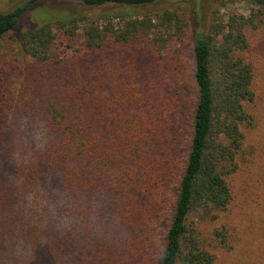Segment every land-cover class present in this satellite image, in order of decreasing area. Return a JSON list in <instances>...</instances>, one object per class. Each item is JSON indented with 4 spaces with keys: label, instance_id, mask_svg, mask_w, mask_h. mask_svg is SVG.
Listing matches in <instances>:
<instances>
[{
    "label": "trees",
    "instance_id": "trees-1",
    "mask_svg": "<svg viewBox=\"0 0 264 264\" xmlns=\"http://www.w3.org/2000/svg\"><path fill=\"white\" fill-rule=\"evenodd\" d=\"M80 1L92 8L116 6L121 13L97 20L83 13L54 17L19 36L20 54L39 67L35 76L44 75L54 87L43 97L52 138L38 165L25 169L20 189L29 192L39 172L58 175L78 223H87L86 200L107 195L126 236L125 263L118 264H217L196 217L229 208L230 181L250 152L247 132L256 95L251 38L264 31V0H251L256 8L249 15L235 9L217 14L207 34L198 31L191 48L194 67L184 56L186 14L137 11L174 0ZM24 10L0 12V40L17 27ZM175 45L179 96L184 104L194 99V106L190 122L182 118V102L172 110L174 140L164 151L160 139L169 138L170 118L163 135V117L152 100L156 88L149 85L151 93L143 95V52L159 56ZM0 136L7 146L6 135ZM9 147L4 168L12 164ZM213 235L226 246L224 230Z\"/></svg>",
    "mask_w": 264,
    "mask_h": 264
},
{
    "label": "rangeland",
    "instance_id": "rangeland-1",
    "mask_svg": "<svg viewBox=\"0 0 264 264\" xmlns=\"http://www.w3.org/2000/svg\"><path fill=\"white\" fill-rule=\"evenodd\" d=\"M29 1L0 0L1 13L25 9L17 27L0 40V135L4 133L7 140L4 147L0 142L3 155L0 156V264L125 263L126 236L116 223V211L107 195L100 194L86 200L87 223H78L71 205L72 196L68 197L60 190L58 175L49 173L41 177L39 172L40 177L29 192L20 189L25 180V169L38 165L41 152L52 138L43 113V97L54 91L53 86L46 84L49 80L44 75L35 76L39 67L28 65L20 54L21 32L39 28L54 17L83 13L97 20L104 13L119 14L121 10L116 6L92 8L80 0H41L26 8ZM253 8L256 6L251 0H174L137 11L141 15L150 9L159 12L171 9L186 14L190 24L184 56L194 67L191 48L198 31L207 34L217 14L226 15L235 9L249 15ZM125 13L130 14V11ZM251 43L256 65V95L251 105L254 123L247 132L250 152L238 174L230 181L233 201L229 208L196 217L205 242L213 246L217 264H264V31L255 34ZM178 46L159 56L143 52V67L146 68L143 95L149 94V85L156 88L152 100L158 115L160 113L163 117V135L166 134L164 121L170 118L169 138L160 139L164 151L174 140L172 110L183 103L171 58ZM27 75L30 79L22 87ZM23 89L28 91L19 95ZM189 94L194 98L192 90ZM193 106L194 99H189L181 107L182 118L187 122H190ZM7 147L12 164L4 168L1 165ZM9 192L11 198L7 197ZM217 229L226 232L225 247L215 240L213 234Z\"/></svg>",
    "mask_w": 264,
    "mask_h": 264
}]
</instances>
